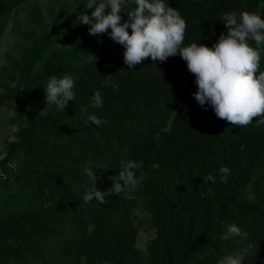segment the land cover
<instances>
[{"label":"trees","instance_id":"1","mask_svg":"<svg viewBox=\"0 0 264 264\" xmlns=\"http://www.w3.org/2000/svg\"><path fill=\"white\" fill-rule=\"evenodd\" d=\"M163 2L186 21L182 47H213L227 33L226 12L264 19V0ZM86 3L0 0V42L15 18V38L0 66V109L16 125L0 150V264H218L231 254H240L242 264H264L261 117L232 126L211 106L201 107L193 97L195 76L179 52L129 70L111 29L90 36L89 25L79 23L81 11L94 10ZM127 6L134 8L133 0ZM20 9L24 20L16 18ZM249 44L258 47L264 71V45ZM66 75L74 99L62 112L45 103L44 89L52 76ZM98 90L103 107L93 108ZM84 109L101 125L88 121ZM129 159L139 165L136 177L143 176L135 199L84 202L94 188L108 192ZM221 166L231 171L227 183L220 182ZM208 175L216 182L203 183ZM138 210L155 229L145 248L137 244ZM232 224L247 237L222 239Z\"/></svg>","mask_w":264,"mask_h":264},{"label":"clouds","instance_id":"2","mask_svg":"<svg viewBox=\"0 0 264 264\" xmlns=\"http://www.w3.org/2000/svg\"><path fill=\"white\" fill-rule=\"evenodd\" d=\"M135 7L128 9L127 0H87L84 9H94L90 15L85 11L79 13V23L89 25L88 34L96 36L111 29L110 38L122 45L124 63L131 70L144 59L164 62L169 57L179 56L186 62L187 70L195 76L197 91L194 99L201 107L211 106L215 115L232 126L246 127L256 117H261L264 124V71H260L261 53L250 46L252 40L257 46L264 45V19L256 13L248 11H231L222 16V23L227 33H222L213 47L191 43L182 47L186 21L179 12L166 6L163 0H133ZM122 13L127 19L122 22ZM131 29V33H129ZM258 73V75H257ZM111 76L105 77V83H111ZM114 88L117 85H112ZM74 81L71 76L57 78L52 76L46 86L45 103L56 105L62 112L69 101L74 99ZM93 108L103 107V98L98 90L92 97ZM84 115L91 123L99 126L102 121L95 114ZM84 116H81L83 119ZM139 167L134 160L121 161L117 180L108 192L93 191L83 196L85 203L96 198L97 203H108V195L135 199L143 176L136 177L135 169ZM221 183H227L231 174L228 167L218 170ZM86 174L93 179L96 175L91 165L85 168ZM215 183L216 178L208 175L203 183ZM232 236L247 237L235 225H229L222 239ZM218 264H242L240 254L226 255Z\"/></svg>","mask_w":264,"mask_h":264},{"label":"rangeland","instance_id":"3","mask_svg":"<svg viewBox=\"0 0 264 264\" xmlns=\"http://www.w3.org/2000/svg\"><path fill=\"white\" fill-rule=\"evenodd\" d=\"M46 2L47 0H42ZM26 15L25 9H20L16 15V18L24 20ZM15 22V18L12 17L10 19V23L5 34L1 38L0 42V66L4 62L5 58V51L8 50L15 38L12 26ZM9 112L6 108L0 109V150L4 146V140L8 137H13L14 131L16 129V125L7 121V117ZM147 215L144 214L142 211L138 210L137 212V222L140 223L139 226V234L137 244L141 248H145L147 243L155 236V229L150 226L147 222ZM107 264V263H105Z\"/></svg>","mask_w":264,"mask_h":264}]
</instances>
